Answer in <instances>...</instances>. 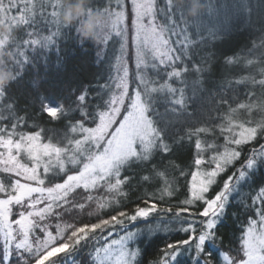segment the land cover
Returning a JSON list of instances; mask_svg holds the SVG:
<instances>
[{
    "label": "snow or ice",
    "instance_id": "obj_1",
    "mask_svg": "<svg viewBox=\"0 0 264 264\" xmlns=\"http://www.w3.org/2000/svg\"><path fill=\"white\" fill-rule=\"evenodd\" d=\"M201 3L189 17L177 0H90L86 16L108 19L94 61L107 74L47 94L33 81L18 107L12 85L53 48L59 66L78 29L64 0H0L14 74L0 87V264H85V250L87 264H264V0ZM233 200L247 214L236 246L221 231Z\"/></svg>",
    "mask_w": 264,
    "mask_h": 264
},
{
    "label": "trees",
    "instance_id": "obj_2",
    "mask_svg": "<svg viewBox=\"0 0 264 264\" xmlns=\"http://www.w3.org/2000/svg\"><path fill=\"white\" fill-rule=\"evenodd\" d=\"M51 9L49 8V11ZM43 34H47V29L44 30ZM73 35H75L73 33ZM237 38L235 39V44L237 41L240 40L239 35H236ZM254 34L248 35V40L250 41L253 39ZM78 39L68 38V39H61L59 43V57L61 58L60 65L57 66L58 55L55 48L47 51L46 53H42L38 56L35 60L34 66L28 67L25 71L23 79L20 80L18 83L13 84L11 91L12 94L17 97L18 100V107H23L26 101L29 99L30 95H35V92L32 87V82L35 81L37 83V88L40 93L47 94L51 91L52 84L61 78H77L81 80H88L92 79L94 75L101 73V66L97 67L94 63L96 59V52L99 50V45H95L90 42H85L81 47L78 43ZM237 40V41H236ZM250 41L246 42V45L250 46ZM231 43V40L229 41ZM227 43L224 44H217L218 46V56L222 53L223 55H231L234 51H236L241 44H238L235 48L233 46H226ZM245 43H242L244 45ZM86 49V50H85ZM46 55L47 63L42 58ZM218 67L221 68V59L217 60ZM220 64V65H219ZM240 72V71H238ZM217 80L220 78V72L215 76ZM103 82V81H101ZM23 114V113H21ZM50 127H59V125H49ZM264 143V141H261ZM247 149H245V152ZM174 159L177 160L178 163H190L191 162V150L190 149H183L177 153ZM237 163L236 167H239ZM261 175H264L262 173ZM183 183V181H181ZM259 183V180L257 181ZM152 189H149L151 191ZM142 191V190H141ZM243 192H248V188L245 187L242 189ZM140 193L137 192L135 195H139ZM135 195L132 197L135 198ZM180 196H183V191L180 193ZM229 215L226 218V222L222 225L221 231L224 233L225 244L231 242L233 246L238 245V240L236 237L239 236V227L238 224H242L246 222L247 214L243 211L240 205L236 203V200H233L232 206L228 210ZM239 212L240 217L239 220L236 221L232 217V213ZM87 222V221H85ZM181 238L179 236H170L167 239H178ZM165 240V237L161 235L159 238L155 240V244L159 246ZM224 250H227L225 248ZM85 253L81 254V257L78 259H83L85 264H87V256ZM152 253H149V258H151Z\"/></svg>",
    "mask_w": 264,
    "mask_h": 264
},
{
    "label": "clouds",
    "instance_id": "obj_3",
    "mask_svg": "<svg viewBox=\"0 0 264 264\" xmlns=\"http://www.w3.org/2000/svg\"><path fill=\"white\" fill-rule=\"evenodd\" d=\"M90 0H64L65 8L61 15V20L65 25H76L79 39L95 45L102 43L105 32L98 26L108 23L107 17L100 12H93L91 16H86V6ZM177 3H188L187 16H195L202 10L201 0H177ZM9 31L6 24L0 23V34H7ZM12 55L10 51H0V87L7 86L14 78L13 72L5 66L10 62Z\"/></svg>",
    "mask_w": 264,
    "mask_h": 264
},
{
    "label": "rangeland",
    "instance_id": "obj_4",
    "mask_svg": "<svg viewBox=\"0 0 264 264\" xmlns=\"http://www.w3.org/2000/svg\"><path fill=\"white\" fill-rule=\"evenodd\" d=\"M202 2H204V0H202ZM217 3H219V0H216ZM258 36V34L254 33L253 38H256ZM240 37V40L235 42V39L237 38V36H234L231 39V43L229 41L225 42L227 43L226 46L230 47L233 46V48H235L238 44L245 43L244 45H246V42H249L250 39L248 40V34H244V35H239L238 38ZM100 46V45H99ZM101 47V46H100ZM114 48L118 49V45L113 46L111 43L109 44V48L106 51L107 56L112 57L114 55ZM216 49L218 51V46L216 45ZM220 65V64H219ZM238 71H242V69H233L232 72H238ZM214 72L217 75L220 72V66L218 67V63L216 62L214 65ZM101 73H104L105 75L107 74V65L104 64L101 66Z\"/></svg>",
    "mask_w": 264,
    "mask_h": 264
}]
</instances>
